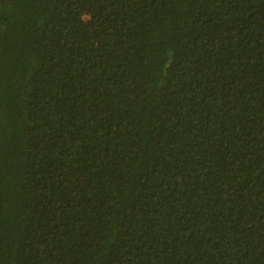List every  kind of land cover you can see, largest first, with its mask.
I'll list each match as a JSON object with an SVG mask.
<instances>
[{
    "label": "trees",
    "instance_id": "16d2710c",
    "mask_svg": "<svg viewBox=\"0 0 264 264\" xmlns=\"http://www.w3.org/2000/svg\"><path fill=\"white\" fill-rule=\"evenodd\" d=\"M0 264H264V0H0Z\"/></svg>",
    "mask_w": 264,
    "mask_h": 264
}]
</instances>
